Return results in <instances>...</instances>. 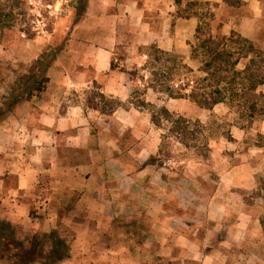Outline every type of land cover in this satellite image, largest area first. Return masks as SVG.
I'll return each instance as SVG.
<instances>
[{"label":"rangeland","instance_id":"rangeland-1","mask_svg":"<svg viewBox=\"0 0 264 264\" xmlns=\"http://www.w3.org/2000/svg\"><path fill=\"white\" fill-rule=\"evenodd\" d=\"M241 1L0 0V111L22 88L28 98L42 92L56 53L67 48L72 80L81 76V86L68 91L85 108L79 127L90 131V158L117 183L108 187L113 196L98 199L63 191L57 170L43 174L31 196L3 206L0 200V224L10 222L24 247L45 246L46 256L56 240L64 241L69 254L57 264H264V194L257 193L264 179V116L251 122L227 103L207 109L171 98L149 87L145 67L152 46L199 67L191 58L196 12L214 34L234 31L249 39L263 66L264 0ZM135 5L155 40L139 48L119 43V20L125 13L131 19ZM84 47L112 50L115 67L104 86L91 83ZM112 76L119 79L117 97L106 92ZM163 108L189 123L185 141L160 118ZM125 174L137 177L129 193L133 180H121ZM97 203L106 208L95 212Z\"/></svg>","mask_w":264,"mask_h":264},{"label":"crops","instance_id":"crops-1","mask_svg":"<svg viewBox=\"0 0 264 264\" xmlns=\"http://www.w3.org/2000/svg\"><path fill=\"white\" fill-rule=\"evenodd\" d=\"M132 13L131 19L125 13L119 20V43H130L135 48L153 44L155 40L142 10L135 5ZM106 29L109 30L110 25ZM66 50L56 53V59L48 68V82L44 90L30 98L22 96L8 111L7 118L0 121L2 206L3 201L5 203L7 200L31 196L30 191L38 190L42 175H51L56 170L63 175L55 180L63 191L85 192L86 196L98 199L114 195V190L108 187L111 184L113 188V184L117 183L99 173L100 165L94 159L91 160L88 150L90 131L79 127L82 118H86L85 108L78 99L71 97L68 90L75 85L81 86V76H78V81L72 80V68L68 65L70 54ZM82 54L86 59L83 66L92 73L91 83L104 86V75L112 70V50L84 47ZM75 63L81 65L79 59ZM85 80L90 84L88 75ZM118 80L117 76H112L106 88L107 93L116 97L119 95L116 89L120 87ZM85 124H89L87 119ZM78 150L84 152H80V157L75 159L72 154ZM136 178L130 176L121 179L124 182L132 181L128 185V193L133 189ZM94 208L95 212H101L106 206L97 203Z\"/></svg>","mask_w":264,"mask_h":264},{"label":"trees","instance_id":"trees-1","mask_svg":"<svg viewBox=\"0 0 264 264\" xmlns=\"http://www.w3.org/2000/svg\"><path fill=\"white\" fill-rule=\"evenodd\" d=\"M176 2L180 3L181 0ZM224 2L229 6H240L242 1ZM193 15L199 18V24L191 45V58L198 61L199 67L194 69L184 62L182 56L152 46L153 51L148 54L145 65L151 70L149 87L164 92L171 98L189 99L207 109L227 103L237 107L240 114L251 122L259 116H264V94L261 91L264 86V64L258 66L256 60L262 56L261 53L257 52L249 39L237 32L233 31L229 36L214 34L210 22L198 12ZM114 67L112 64V68ZM137 73L138 69L134 71V74ZM41 88L39 86L38 90ZM24 91L22 88L5 109L0 111V118L16 104ZM159 115L160 118L163 116L171 122L172 130L179 133L182 141L186 140L189 123L185 119L174 120L165 108L159 111ZM257 193L264 194V179L261 180ZM260 222L264 231V214ZM56 242V247L46 256L45 246L39 247L38 244L30 243V246L24 247V244L16 239L13 225L1 220L0 259L9 264H57L66 259L69 253L64 241Z\"/></svg>","mask_w":264,"mask_h":264}]
</instances>
